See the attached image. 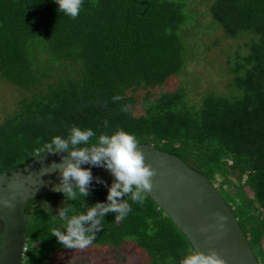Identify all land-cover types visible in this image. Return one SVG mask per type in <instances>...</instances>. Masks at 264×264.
<instances>
[{
    "label": "trees",
    "instance_id": "trees-1",
    "mask_svg": "<svg viewBox=\"0 0 264 264\" xmlns=\"http://www.w3.org/2000/svg\"><path fill=\"white\" fill-rule=\"evenodd\" d=\"M222 41L224 89L191 87L192 64ZM0 80L25 92L0 122V172L73 125L92 143L122 129L205 175L264 264V0H83L76 19L54 0H0ZM107 194L30 199L21 264H179L193 250L147 194L84 250L51 236L62 206L80 214Z\"/></svg>",
    "mask_w": 264,
    "mask_h": 264
},
{
    "label": "water",
    "instance_id": "water-1",
    "mask_svg": "<svg viewBox=\"0 0 264 264\" xmlns=\"http://www.w3.org/2000/svg\"><path fill=\"white\" fill-rule=\"evenodd\" d=\"M145 164L156 170L153 188L146 193L185 235L192 249L208 253L215 250L226 264H258L237 218L217 192L216 186L181 158L158 150L150 144L138 143ZM71 149L60 154L37 157L11 170L0 172V201L13 196L14 208L0 203V264H21L25 248L23 212L30 199L53 193L60 183V173L43 175L53 161L69 155ZM90 168L93 177L111 184L114 177L103 167L82 164ZM92 186L97 185L95 179ZM217 214L225 216L221 229ZM207 228V232H201Z\"/></svg>",
    "mask_w": 264,
    "mask_h": 264
},
{
    "label": "clouds",
    "instance_id": "clouds-1",
    "mask_svg": "<svg viewBox=\"0 0 264 264\" xmlns=\"http://www.w3.org/2000/svg\"><path fill=\"white\" fill-rule=\"evenodd\" d=\"M54 2L58 5L59 12L72 19L79 16L83 6V0ZM95 136L92 129H81L73 125L68 130L67 137L55 136L35 151L36 157L43 158L47 154H60L71 149L69 155L61 156L59 163L53 161L48 169L43 170V175L60 173V183L53 186V191L63 194L65 200L76 201L78 194L84 198L89 196L94 179L96 183L108 188L107 202H96L90 207L84 202L86 211L80 214H70L73 209L62 206L58 209V215L53 216L62 223L51 229V236L67 249L84 250L92 245L96 234L103 229L106 215L114 214L115 220L119 222L129 214V199L142 206L145 194L153 188L152 178L157 174L151 165L145 164L144 156L137 148L139 142L133 134L118 129L111 135L101 134L96 142H90ZM82 164L107 169L114 177L113 182L109 186L100 177H93L91 169L82 168ZM14 199L13 196L0 203L7 208H14ZM46 213L51 214L49 207ZM217 216L222 229L227 218L221 214ZM207 231V228H201V232ZM179 264H226V261L215 250H209L208 253L190 250Z\"/></svg>",
    "mask_w": 264,
    "mask_h": 264
},
{
    "label": "rangeland",
    "instance_id": "rangeland-1",
    "mask_svg": "<svg viewBox=\"0 0 264 264\" xmlns=\"http://www.w3.org/2000/svg\"><path fill=\"white\" fill-rule=\"evenodd\" d=\"M219 33H214L212 36H208L206 40H212L214 37H219ZM222 46V47H221ZM225 49V42H221L220 46L213 47L212 50L206 53L207 61L205 60V65H197L194 62L192 67H190L191 74L189 76H184L187 80L185 81L187 84H190L191 87H195L196 83L201 90H207L210 87L216 88L217 91L223 90L226 79L224 76L220 75L219 69L221 68V64L225 61V54L222 53L220 49ZM214 80L207 78H214ZM200 78V81H199ZM185 85V83H184ZM216 86V87H215ZM24 91L17 89L10 83L6 81L0 80V122L3 117L9 113H11L14 108H16V101L24 95ZM58 264V263H53ZM63 264H66L63 263ZM69 264V262H67Z\"/></svg>",
    "mask_w": 264,
    "mask_h": 264
}]
</instances>
